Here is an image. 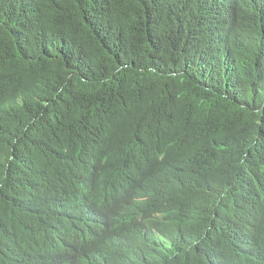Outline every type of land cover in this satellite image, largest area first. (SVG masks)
Listing matches in <instances>:
<instances>
[{"label": "trees", "instance_id": "16d2710c", "mask_svg": "<svg viewBox=\"0 0 264 264\" xmlns=\"http://www.w3.org/2000/svg\"><path fill=\"white\" fill-rule=\"evenodd\" d=\"M0 264H264V0H0Z\"/></svg>", "mask_w": 264, "mask_h": 264}, {"label": "bare ground", "instance_id": "6f19581e", "mask_svg": "<svg viewBox=\"0 0 264 264\" xmlns=\"http://www.w3.org/2000/svg\"><path fill=\"white\" fill-rule=\"evenodd\" d=\"M87 174V173H86ZM82 193V192H81ZM91 208V207H90ZM91 210V209H90ZM99 210V209H98Z\"/></svg>", "mask_w": 264, "mask_h": 264}]
</instances>
